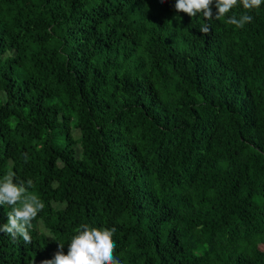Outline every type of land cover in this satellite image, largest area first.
<instances>
[{"label":"trees","instance_id":"obj_1","mask_svg":"<svg viewBox=\"0 0 264 264\" xmlns=\"http://www.w3.org/2000/svg\"><path fill=\"white\" fill-rule=\"evenodd\" d=\"M176 2L0 0V180L44 203L0 264L66 255L82 224L120 264H264V3Z\"/></svg>","mask_w":264,"mask_h":264},{"label":"clouds","instance_id":"obj_2","mask_svg":"<svg viewBox=\"0 0 264 264\" xmlns=\"http://www.w3.org/2000/svg\"><path fill=\"white\" fill-rule=\"evenodd\" d=\"M238 3H242L244 9H258L264 0H177L175 8L177 12L186 13L190 17L202 14L206 20H220L228 14ZM215 5L216 14L213 15L212 6ZM252 16L244 14L237 19L235 15L228 19V23L243 28L246 23L252 21ZM201 33L210 32L208 25H202ZM32 181H27V187L23 181L14 182V173L9 172L0 180V205L10 206L7 213L8 222L0 226V232L9 235L13 241L22 238L25 243H31L29 230L32 221L38 212L44 208V203L34 193L29 192ZM115 229L90 228L82 224L77 229L70 244L68 252L64 254V245L58 243L59 250L52 260H46L43 264H120L115 258V243L113 234Z\"/></svg>","mask_w":264,"mask_h":264},{"label":"rangeland","instance_id":"obj_3","mask_svg":"<svg viewBox=\"0 0 264 264\" xmlns=\"http://www.w3.org/2000/svg\"><path fill=\"white\" fill-rule=\"evenodd\" d=\"M75 134H76V132H75Z\"/></svg>","mask_w":264,"mask_h":264}]
</instances>
